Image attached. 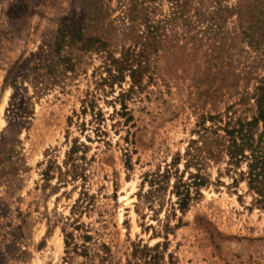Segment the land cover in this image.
I'll return each instance as SVG.
<instances>
[{
	"label": "rangeland",
	"instance_id": "obj_1",
	"mask_svg": "<svg viewBox=\"0 0 264 264\" xmlns=\"http://www.w3.org/2000/svg\"><path fill=\"white\" fill-rule=\"evenodd\" d=\"M259 98L264 0H0V264H264Z\"/></svg>",
	"mask_w": 264,
	"mask_h": 264
},
{
	"label": "trees",
	"instance_id": "obj_2",
	"mask_svg": "<svg viewBox=\"0 0 264 264\" xmlns=\"http://www.w3.org/2000/svg\"><path fill=\"white\" fill-rule=\"evenodd\" d=\"M61 33L57 36L55 41L56 50L60 51L64 47L65 43V35L64 31L61 29ZM38 59H40L38 57ZM127 60L124 56H122L119 60L114 59V62L117 64L115 70V74L111 73L110 78L112 82L115 79L123 78V71L129 70V75L131 77V82L136 84L138 83V76L141 73L140 68H132L126 67L130 66L127 63ZM40 62V61H39ZM131 64V63H130ZM126 67V68H125ZM16 81L13 80V87L17 89ZM111 83V82H110ZM131 89V88H130ZM16 95V92L13 94V98ZM263 99H257V108L258 115L255 120H260L264 124V107L262 106ZM13 105V104H11ZM251 124V122H247V125ZM243 126V125H242ZM236 132L237 136H233V133ZM231 136L229 139V144L227 146V154L229 155V161L233 164L239 163L242 159H249L250 162L247 163V171H246V179L248 187L253 190L259 197L257 202L264 201V151L259 148L257 144L252 142L253 136L249 130H243L242 127L238 129H232L228 132ZM246 149L250 152L248 154L245 153ZM178 196V207L180 210H184L187 206V201L189 198V193L187 190L180 191L176 193ZM73 239L72 232H65L64 235V243L65 246L68 247ZM74 247H76V243H74ZM164 251L159 250V244H155L154 246L138 245L133 249L132 258L136 264L142 262V264H175L173 260V256L171 254L167 255V259H164ZM131 262L128 261L127 264Z\"/></svg>",
	"mask_w": 264,
	"mask_h": 264
}]
</instances>
